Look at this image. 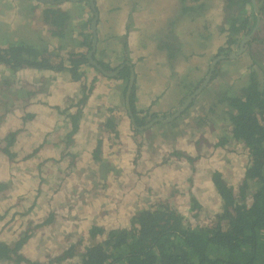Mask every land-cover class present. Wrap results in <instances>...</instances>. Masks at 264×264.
<instances>
[{
    "label": "flooded vegetation",
    "instance_id": "obj_1",
    "mask_svg": "<svg viewBox=\"0 0 264 264\" xmlns=\"http://www.w3.org/2000/svg\"><path fill=\"white\" fill-rule=\"evenodd\" d=\"M109 3L114 2L111 0H0V48L10 51L19 47H30L32 51H36L39 61L55 68L22 67L12 71L9 67L0 65V98L3 100V104L0 105V153L9 162L13 161L19 156L18 150L16 151L18 144L26 146L35 140L37 143L35 148L29 150L22 159L35 160L31 164L30 173L33 175L36 171V176L32 177L34 181H39L33 200L30 199L25 209L13 212L10 222L6 225L11 224L7 229L0 230V264H64L71 260L74 264H81L87 248L92 245L86 246L78 256L73 245L63 249L54 235L45 234L55 214L65 212L68 203L58 199L49 210L47 208L43 217L35 215L39 208L38 199L42 193L41 183L43 182L45 186L51 182L53 185L57 183L58 186L51 193L53 198H59V194H63L61 185L65 182L66 176L71 178L73 173L87 172L86 179L98 175L107 185L114 186V189L119 188L118 175L132 173L139 167V163H136L141 155L138 136L153 131L157 126L166 128L174 124L184 125L188 120L189 125L195 127L197 125L194 131L200 135L208 134L222 122L229 125L224 135L219 139L213 138L206 147H200L201 142H205V138L197 140L200 137L196 135L195 139L190 140L191 145L197 146L194 151L178 147L166 149L165 161H172L173 164L169 170L161 172L158 176L153 175L152 179L144 172L141 178L146 177L144 181L148 183H158V190L153 200L144 201L133 207L135 214L160 204L168 205L169 213L173 214L172 210H176L168 202L175 193H168L167 189L161 186V182L164 180L179 183L181 179L187 183L190 208L196 215L201 208L204 209V204L192 194L195 185L200 184L199 179L195 181V178L199 174H205V169L199 167L200 163L208 165L213 156L215 159L208 166L209 174L204 178L207 182L202 184H208L216 194L211 178L214 173H218L223 182L237 192L244 177L236 184L229 183L226 178L228 172L225 162L233 154L230 146L238 147L241 153L248 156L249 163L245 172L252 167L253 155L243 141L232 136L233 126L229 121L230 108L226 98L233 96L244 98L254 90L264 92V0H173L169 11L163 14L164 33L157 39L174 43V53L179 51L180 43L187 44L192 49L182 55L181 60L177 62L175 61L180 59L178 58L180 54L168 52L165 73L167 71L175 80L176 78L179 80L185 76V73L190 76L189 74L196 72V78L185 85L177 82L186 92H182L180 97H177L178 103L175 106L165 111L160 106V95L153 89L151 91L156 95L149 96V92L143 93L139 83L137 84V78L139 82L143 79L144 69L127 56L133 49L135 32L124 22H129L133 26L132 22L136 20L134 8L128 11L125 9V16L120 18L118 15L116 21L119 22L111 26L116 36L113 51L115 47V53L120 54L122 49L124 51L120 58L118 56V62L113 51L106 53L104 50L105 36L101 35L102 29H100L101 13L103 9L106 11L108 8H113L112 12L118 13L117 2L111 6ZM119 3L126 5L127 0H119ZM55 13L67 15L61 32L54 27L55 18H59ZM95 14L97 15L95 29L92 30L91 21ZM185 25L189 30L183 29ZM172 28L173 32H170ZM178 28L186 34H178L175 31ZM85 39L90 41V49L81 45ZM144 39L149 45L153 43L150 37ZM156 47L155 49L159 51L162 47L161 43ZM57 49H62L64 54L55 53ZM89 54L91 60L102 69L98 70L91 65ZM69 55L74 59H85L76 66L78 80H73L66 70L69 67ZM103 64L108 65L110 69H104ZM131 67L134 79L129 86ZM23 71L29 73L20 74ZM49 76L53 78L47 85L46 80ZM16 77L21 79V82H18L21 85L16 83ZM61 80L65 81L64 86L65 83L71 85V89L63 92L64 101L59 103L54 100L50 92H53L51 87H57L55 82L60 84ZM163 81L158 77L154 78V82L160 85L164 83ZM144 82L148 83L147 80ZM169 92L174 97L177 96L175 89H169ZM198 106L200 111L197 112L194 109ZM120 111L123 117H120ZM10 116L14 120H10ZM261 120V124L264 125V116ZM124 128L130 130L131 147L120 135L119 129L123 132ZM89 137L91 140L88 139ZM104 137L117 139V143L110 145L114 153L117 149L118 155L114 154L112 149L106 148ZM46 141L49 144H46ZM119 144L122 145L123 151L127 150L126 164L122 166L117 162V157L121 155ZM49 146L55 148L51 149ZM48 163L50 165L45 168V175L41 174L40 167ZM5 165L8 170V163L5 162ZM9 169L11 170V167ZM9 184L6 178H0V191L8 188ZM100 187L104 188L103 185ZM72 188H78L80 191L78 197L83 198L82 187H78V183H73ZM68 191L74 193L73 189ZM215 197L216 203L222 205L217 194ZM192 198L200 204L199 208H193ZM79 201H73L69 205H75ZM15 207L16 205L8 207L0 217L7 216ZM209 212L213 213L215 221L220 206ZM101 215L97 218L93 216L94 220H97L94 225L100 226L105 233L92 236L88 232V236L92 238L102 236L104 239L108 231L128 226L127 221L122 227L116 225L106 230L104 224H100L103 221ZM34 216L39 218L32 219ZM88 217L92 220V216ZM18 221L26 222L20 223V226H16L10 232ZM196 224L210 226L213 223Z\"/></svg>",
    "mask_w": 264,
    "mask_h": 264
},
{
    "label": "rangeland",
    "instance_id": "obj_2",
    "mask_svg": "<svg viewBox=\"0 0 264 264\" xmlns=\"http://www.w3.org/2000/svg\"><path fill=\"white\" fill-rule=\"evenodd\" d=\"M111 1L114 3H109V6L117 2L116 11L118 13L115 14L114 12H112L114 10L113 8H108L106 9V11L105 9H103L101 13L100 29H102L101 35L103 37L105 36V43H103L104 50L106 51V53L113 51V46L115 44L114 38L116 36L113 33L111 26L112 24L117 25V23L119 22L116 21L117 16L119 15L120 18H123L126 14V10L128 11L129 9L134 8V16L136 20H134L135 22H132L133 26L129 22H124V24L128 25V28L130 30L134 29L135 32V38L132 45L133 49H131V53H129L127 56L133 63H139V67H142L144 69L145 74H143V79L139 82L137 78V84L139 83L143 93L145 94L149 92V96H152L155 93L160 95L159 100L161 108L164 111L168 110L178 103L177 97H180L182 92H186L185 89H182L178 86L177 82H182L185 85L194 77L196 78V72L189 74L190 76H188V73H185V76L179 80L177 78L175 80L173 76L169 75L167 71L165 73V69L167 67L165 65V61H167V54L168 52L174 53V43L172 44L167 40L161 41L160 39H157V37L164 33L162 29L164 19L163 14L169 11L170 4L173 3V0H127L126 5H121L119 3V0ZM110 12H112V14ZM183 29L186 31L189 30V27L185 25ZM175 31L178 34H186L182 32L181 28H178ZM170 32H173V28L170 30ZM147 37H150L153 40L152 44L149 45L145 43L144 38ZM71 43L72 41L70 42V44ZM158 43H161L162 46L160 47L159 51L155 49ZM70 44L69 47H71ZM178 48L179 51L175 52L174 54H180L178 55V58L180 59H177L175 62L180 61L182 55L188 53L192 49L190 46L183 43H180V45L178 44ZM115 50L116 47L114 48V51ZM114 51L112 53L114 54L118 62V56L120 58L122 56V52L124 51L123 49L120 50V54L115 53ZM62 52V49H57L55 51V53H59L60 55L64 54ZM197 70L198 69H196V71ZM25 73L29 72L23 71L20 74ZM180 75L182 76V74ZM150 76L152 80L151 83ZM155 77H158L162 81L164 80V83L160 85L159 83L154 82ZM52 78V76L48 77V79L46 80L47 85L48 83L52 82ZM144 80H147L148 83L144 82ZM15 81L16 83H18L21 82V79H17L16 77ZM61 82L62 83L60 84L55 82L57 87H51L53 89V92H50L51 96L53 95L52 97L54 98V100L59 103H62V100L64 101L63 92L71 89V85H68L67 83H65L64 86V80H61ZM53 86H55V84ZM151 89H153L155 93L152 92ZM169 89H175L177 91V96L174 97L173 95H171ZM2 101V98H0V105L3 104ZM4 103H6V100ZM194 110H196L197 112L200 111V106H198L197 109ZM120 113V117H123L121 111ZM14 117L15 115L13 116V118ZM13 118L12 116H10V120H14ZM222 123H220V125L215 129L211 130V132H209L208 134H196L194 130H196L197 125L196 127L195 125H189L188 120H186V124L184 125L174 124V126H167L166 128L157 126V128H154L153 131L150 130L144 134L142 133L140 136H138L139 143H141V155L136 163H139V167L136 170L132 171L133 174L129 172L130 175L129 173L126 175H118V181H120V184H118L119 188L116 187V189H114V186L112 185H107L104 180L102 181V178H99L98 175H92L91 179H88V177L86 179L85 174H87V172L73 173V176H71V178L66 176L67 178L65 179V182L61 185L64 191L63 194H59V198H53L51 197V193L58 186L57 183L55 182L53 185V182H51L45 186L42 182V193L38 199L39 208L36 210L35 215H40L41 217H43L46 214L47 208L49 210L55 202H58V199L66 202V204L68 203V208L65 212L62 211L61 214H55L45 234L54 235V237L57 238V242L63 249L67 248L70 245H73L75 254L79 256V254L83 252L86 246L98 243L101 241V239H103L102 236H95L96 238H92L87 234V229H89V227L93 226L97 222L96 219V221L94 220L95 217L97 218L103 213V215H101V218L103 217V221L100 224H104L106 230H108V228H110L111 226L116 225L122 227L127 224V221L129 219L128 217H130L132 214H135V212L133 211V207L138 206L137 204L143 203L144 201L153 200L156 197L155 193L156 190H158V183H148V181L145 182L144 180H146V177H141L143 176L144 172H146V174L150 175L152 179L153 175L158 176L161 172H165L166 170H169L171 168L173 164L172 161H165L164 151L166 149H173L178 147L183 148L187 151H194L197 146L191 145L192 143L190 142V140L195 139L196 135L197 137H200L197 140H203L205 138V142H201L200 147H206L210 144V141L213 138L219 139L221 135H224L226 133L229 125H227V123ZM121 131L122 130L119 129L122 139H124L131 147L129 139L130 130L128 128H124L123 132ZM63 132L64 131H62V134H64ZM88 139L91 140V137H89ZM116 140L117 139H115L114 137L113 139L104 137L106 148H109L110 150L112 149L113 153L114 150L112 145L114 143H117ZM35 142L36 141L33 140L26 146L18 144V148L16 149V151L18 150L19 156L15 160L10 162L5 156H3V154L0 153V178H6V180L10 182L8 188L0 191V215L8 207L16 205L15 209L11 210L7 216L0 217L3 218L0 219V230H5V228L7 229V226L11 224L10 223L6 225L8 222H10L9 219L11 218V214L13 212L25 209V205L29 203L30 199L32 201L34 198L35 190L39 184V181L33 180L32 176H36V171L32 175L30 173V167L35 160L22 159V156L26 155L29 150L35 148V145L37 144ZM46 144H49V142L46 141ZM119 145L121 155L117 157V162L122 166V164H126L125 159L127 158V150L125 149V151H123L122 145ZM49 148L53 149L55 147L49 146ZM229 148L232 150L233 154H231V158L226 160L225 162L227 163L226 171L228 172L226 178L229 183L231 182L236 184L244 177L245 169L249 163V160L248 156L245 153H241L238 147L230 146ZM116 150L117 149H115V153ZM38 155L39 153L37 154V156ZM214 159L215 156L211 157V162L208 165H204V163H200L199 165L200 168L205 169V174H199L197 175L198 177L195 178V181L199 179L198 183L200 184L199 186L195 185L192 194L197 199H199L202 204H204V209L201 208L196 215H194L190 208L189 198L187 195L188 186L186 181L180 179L179 183L164 180L161 182V186L166 188L168 193H175L174 197H168V204L182 215L184 221L192 225L196 223L211 224L214 221V215L212 213L213 211H209L216 210L218 207L215 197L216 194L211 187H208V184H202L204 182H207V180L204 178L209 174L208 166L212 164V161ZM5 162L8 163V170ZM52 164L54 165V163ZM49 165L50 164L48 163L40 167L41 174L45 175V168H47ZM10 167L11 170L9 169ZM130 180L131 182H129ZM73 183H78V187H82L81 193L83 194V198L78 197L80 191H78V188H72ZM100 185H103L104 188H101ZM70 189H73L74 193H69L68 190ZM123 190H125L124 193ZM120 196L122 197L119 198ZM22 197H25L26 201L25 199H22ZM128 199L132 202H129ZM77 200L80 201L78 203H75V205H69L72 204L73 201ZM88 216H92V220H90V217ZM35 218L39 217L34 216L32 219ZM104 218H106V220H104ZM22 222L26 221L16 222L15 226L10 230V232H12L16 228V226H20V223ZM86 224L87 229L85 226ZM64 264H74V262L73 260H71L65 262Z\"/></svg>",
    "mask_w": 264,
    "mask_h": 264
},
{
    "label": "trees",
    "instance_id": "obj_3",
    "mask_svg": "<svg viewBox=\"0 0 264 264\" xmlns=\"http://www.w3.org/2000/svg\"><path fill=\"white\" fill-rule=\"evenodd\" d=\"M55 14L59 18H55L54 27L61 32L67 15ZM81 45L91 46L86 39ZM84 61L69 55L66 70L73 80L79 79L76 66ZM0 65L12 71L22 67L55 69L39 61L30 47L0 48ZM226 101L232 136L243 141L253 160L237 192L218 173L212 175L222 204H217L220 212L213 224L192 225L176 211L170 214L168 205H153L128 219L127 228L110 230L101 242L87 248L81 264H264V92L254 90L244 98L233 96ZM191 201L193 208L200 207L195 198ZM104 231L93 225L88 234Z\"/></svg>",
    "mask_w": 264,
    "mask_h": 264
},
{
    "label": "water",
    "instance_id": "obj_4",
    "mask_svg": "<svg viewBox=\"0 0 264 264\" xmlns=\"http://www.w3.org/2000/svg\"><path fill=\"white\" fill-rule=\"evenodd\" d=\"M96 17H97V15L95 14L94 15V18H93V21H91L92 23H91V25H92V30L93 29H95V21H96ZM94 39H95V36H94ZM92 50H93V47H92ZM90 54H91V52H90ZM90 54L88 55V57H89V59H90V62L92 63L91 65H93L95 68H97L98 70H100V69H102L96 62H93L92 60H91V58H90ZM133 79H134V73H133V70H132V67H131V69H130V76H129V86H131V83H133ZM204 85V84H203ZM202 85V86H203ZM201 86V87H202ZM188 102H189V100H188ZM187 104V103H186ZM185 104V105H186ZM185 105H184V107H185Z\"/></svg>",
    "mask_w": 264,
    "mask_h": 264
},
{
    "label": "bare ground",
    "instance_id": "obj_5",
    "mask_svg": "<svg viewBox=\"0 0 264 264\" xmlns=\"http://www.w3.org/2000/svg\"><path fill=\"white\" fill-rule=\"evenodd\" d=\"M190 26V25H189Z\"/></svg>",
    "mask_w": 264,
    "mask_h": 264
}]
</instances>
